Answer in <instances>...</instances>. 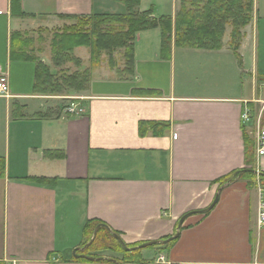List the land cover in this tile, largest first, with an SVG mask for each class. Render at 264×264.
<instances>
[{
	"label": "crops",
	"instance_id": "crops-1",
	"mask_svg": "<svg viewBox=\"0 0 264 264\" xmlns=\"http://www.w3.org/2000/svg\"><path fill=\"white\" fill-rule=\"evenodd\" d=\"M18 3L16 11L26 16L13 14L11 0H0V66L11 94L0 97V264H264L256 174L250 185L243 173L221 189L208 212L183 220L171 246L143 248L144 263L122 261L123 253L99 246L77 251L99 259L73 255L86 243L89 221L102 222L126 245L169 237L182 215L211 204L217 179L249 168V139L253 169L264 174V156L254 146L255 120L264 115V0H254L242 29L241 64L225 38L230 30L217 50L176 47L172 40L168 59L159 29L145 30L135 35L131 74L120 71L123 65L109 70L100 63L84 90L62 96L34 91L31 57L48 65L51 40L74 22L62 16L120 13L124 6L115 0ZM179 4L140 0L138 10L174 18ZM35 44L42 45L36 57ZM72 55L80 66L89 62L87 47ZM62 97L82 113H66ZM246 107L251 120L244 124ZM148 121L170 126L161 135H140L139 123ZM45 151L64 156L47 158Z\"/></svg>",
	"mask_w": 264,
	"mask_h": 264
},
{
	"label": "trees",
	"instance_id": "trees-1",
	"mask_svg": "<svg viewBox=\"0 0 264 264\" xmlns=\"http://www.w3.org/2000/svg\"><path fill=\"white\" fill-rule=\"evenodd\" d=\"M124 6V11L120 13H91L85 16H62L70 19L73 24L65 27L60 33H56L50 42L51 62L56 67H59L66 62H73L76 66H80V59L75 58L72 53L76 47L84 46L89 49L90 65L92 68L100 63V58L103 53L108 57L110 68L115 67L113 53L118 49H123V68L121 72L131 74L134 65V39L137 32L159 29L160 31V52L161 55L168 59L170 55V46L173 44L176 47H190L217 50L222 47V37L226 30V26L231 27L229 47L238 58V64H241L237 49L242 39V29L248 25L251 20L254 0H180L178 12L172 19L170 16L154 17L152 10L139 11L138 6L140 0H115ZM19 0H11V9L16 16H26L19 9ZM20 35L15 33L14 36ZM20 37V36H19ZM28 58V56L25 54ZM30 58V57H29ZM35 62V83L34 91L43 94H62L64 88L72 91H82L86 88L89 80L91 69L78 70L75 73L63 74L62 83L54 78V74L50 71L49 66L42 63L40 60L31 57ZM71 101L77 99H70ZM264 117V115L262 116ZM169 122H140L138 125V133L145 135L151 131L154 135L163 134L168 128ZM247 138V135H244ZM252 145V140L245 141L246 165L253 169L254 163L249 157V145ZM44 155L47 158H62L64 154L59 151H45ZM238 170H234L228 175H225L217 182L219 186L225 183L228 179H233L237 176ZM250 179V185L254 181L255 173L245 172L242 174ZM4 176V162L0 159V177ZM260 181L264 180V174L259 173ZM30 178V177H29ZM38 183L49 184L54 181L50 178L32 177ZM102 224L100 221H92L85 224L86 242L91 237L92 231L97 224ZM177 224L174 227L176 229ZM104 228V227H103ZM102 227L98 229L96 236L87 249L99 248L109 249L123 253L122 261L144 263L146 262L140 256L142 249L124 250L119 242L106 231V237L101 238L99 245L92 248V244ZM105 231V230H104ZM172 233V234H173ZM163 237V238H167ZM176 240V239H174ZM174 240L167 244L151 245L147 248L160 247L168 248ZM137 244H127L129 247Z\"/></svg>",
	"mask_w": 264,
	"mask_h": 264
},
{
	"label": "built area",
	"instance_id": "built-area-1",
	"mask_svg": "<svg viewBox=\"0 0 264 264\" xmlns=\"http://www.w3.org/2000/svg\"><path fill=\"white\" fill-rule=\"evenodd\" d=\"M262 86H264V83H262ZM9 92L10 85L8 71L6 68H2L0 66V97H6ZM65 112L69 114L82 113L81 109L78 108L74 102L69 103V105L65 107ZM261 119L262 117H258L255 120L254 146L257 156H264V122L262 123ZM241 120L244 124L250 122L251 120V113L247 107L243 110ZM255 182L259 192V200L256 211V227L257 230H260L262 227H264V189L262 187V181H260L258 173H256ZM159 260H163V258L160 256Z\"/></svg>",
	"mask_w": 264,
	"mask_h": 264
},
{
	"label": "water",
	"instance_id": "water-1",
	"mask_svg": "<svg viewBox=\"0 0 264 264\" xmlns=\"http://www.w3.org/2000/svg\"><path fill=\"white\" fill-rule=\"evenodd\" d=\"M245 172H252V173H257V171H255L254 169H249V168H244V169H241L240 171H238L237 173V177H239L242 173H245ZM232 181V179H228L225 183H223L222 185H220L214 195V198L211 202V204L206 207L205 209H202V210H198V211H191V212H188L184 215H182L178 221V224L176 226V229H175V232L170 235L169 237L165 238V239H161V240H152V241H146V242H143V243H140L136 246H133V247H128L124 242L123 240L119 237V235L115 232H112L110 230V228L104 224H98L94 227L93 231H92V234H91V237L90 239L80 248H76L73 250V255L74 256H77V257H82V258H85V259H89V260H94V259H99L97 257H93V256H90V255H87V254H77V251H80V252H83L86 247H88L92 241L94 240L95 236H96V233L98 231V229L100 227H104L108 230V232H110L112 234V236L119 242V244L121 245V247L124 249V250H136V249H143V248H146V247H149L151 245H156V244H167L168 242L176 239L179 235V229L183 223V220L191 215V214H194V213H206L208 212L216 203L217 201V198H218V194L219 192L221 191L222 188H224L226 185H228L230 182ZM115 264H118V262L114 261Z\"/></svg>",
	"mask_w": 264,
	"mask_h": 264
},
{
	"label": "rangeland",
	"instance_id": "rangeland-1",
	"mask_svg": "<svg viewBox=\"0 0 264 264\" xmlns=\"http://www.w3.org/2000/svg\"><path fill=\"white\" fill-rule=\"evenodd\" d=\"M154 1H156V0H154ZM163 1H166V0H163ZM168 1V0H167ZM179 2H180V0H179ZM180 5V4H179ZM178 9H179V7H178ZM178 9H177V11H176V13L178 12ZM175 13V14H176ZM173 19V18H172ZM226 29H227V31H229V30H231V27L229 26V27H226ZM242 31V30H241ZM230 32V31H229ZM226 37H229V34H228V32L225 34V38ZM38 46H41L42 47V45H40V44H35V45H33V46H31L32 47V53H33V56H35L36 57V51H35V48L36 47H38ZM45 47H46V45H45ZM122 53H123V49H118V50H116L114 53H113V58H114V60H115V67H117L118 65H123V57H122ZM25 54V53H24ZM46 54H48V53H46ZM48 62V65H49V67H50V71L54 74V78L56 79V80H58L59 81V83H62V80H61V77H62V73L63 74H69V75H71V74H73V73H75L76 71H78L80 68H90L91 70L92 69H96L95 67L94 68H92L91 67V65H90V61L88 62V61H86V63H83L81 66H80V68L78 69L77 67H75L72 63H65V64H63V65H61V66H59V67H55L53 64H52V62H51V60L50 61H47ZM100 63H104L103 65L104 66H107L108 68H109V70L111 69L110 68V66H109V64H108V57H107V55L105 54V53H103L102 55H101V58H100ZM100 63H99V65H100ZM47 65V66H48ZM122 68H123V66H122ZM78 69V70H77ZM61 70H63V72L61 73L60 71ZM121 70V69H120ZM94 71V70H93ZM68 90V88H64V90H62V94H58V93H56V95H59V96H62L63 94H68V93H66V91ZM72 91V90H71ZM72 94H70V95H74V93H75V91H72L71 92ZM78 93V92H77ZM9 97H11V94H10V92L7 94V96H6V98H9ZM71 97H73V96H71ZM75 97V96H74ZM64 98H66V99H64ZM72 99H75V98H72ZM68 98L67 97H62L61 98V105H67L68 103ZM73 101H75V100H73ZM75 103V102H74ZM76 105H77V107H78V103H75ZM75 115H77V114H75ZM106 229V228H105ZM107 230V229H106ZM108 231V230H107ZM110 233V232H109ZM106 236V234H105V232H104V230H100L99 231V233H98V235H97V237H96V240L94 241V243L92 244V248H94L95 246H97V245H99L100 244V242H101V238L103 237V236ZM146 249V248H145Z\"/></svg>",
	"mask_w": 264,
	"mask_h": 264
}]
</instances>
